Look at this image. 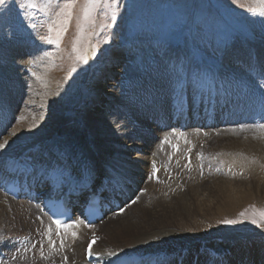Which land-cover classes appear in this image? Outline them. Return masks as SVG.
<instances>
[{
    "label": "rangeland",
    "instance_id": "obj_1",
    "mask_svg": "<svg viewBox=\"0 0 264 264\" xmlns=\"http://www.w3.org/2000/svg\"><path fill=\"white\" fill-rule=\"evenodd\" d=\"M70 3L71 0H4V3L0 4V51L15 44L33 43L41 47V51L37 55L27 57L23 65L32 70V77L38 78L44 75L47 79L54 78V87H62L56 105H58L59 114L64 121H84L83 117L93 111L106 113V110L109 109L110 112H113L114 107L109 108L105 104L106 97H102L97 103H94V100L90 102L96 90L109 88L111 85H108V82L117 83V86L120 87L119 85L125 78H131L128 82L139 86V84H134V81L137 83L136 78L145 76L152 66H167V62L171 60L164 59L169 53L172 56L175 51L186 50L189 52L191 60H188L186 56V61H188L185 64L192 65V68L187 74V85L191 89H198L203 88L202 82L207 83L208 79L213 78L208 67L216 72L219 71L222 80L229 74H234L237 77L240 74H246L243 69L246 62L242 61L243 58H238V60L233 56L230 58L225 56L231 49L236 51L248 47V45H251L256 52H260L258 45L264 44V12L260 10L261 6L257 0H100L95 6H88L89 15L87 18L84 16L86 6L84 0H77L70 9L71 16L69 17L68 5ZM33 4L36 6H31ZM64 28L66 31L61 36L59 44L48 42V39L56 40L58 32ZM74 44L75 51L73 50ZM119 49H127L124 54V63L114 57L113 52ZM81 55L84 56L86 62L79 59ZM255 56L257 59L259 58L257 53ZM225 58L230 62H226ZM263 62L264 59L260 60V58L256 62L262 75H264ZM175 67L177 68V66ZM200 68L207 70L200 71ZM177 72L182 74L185 71L178 69ZM5 75L7 74L4 71L0 72V87L1 83L8 79L4 78ZM101 75L103 78L97 80V78H101ZM189 75L192 76L189 78ZM207 75L211 76L207 77ZM141 78L143 79V77ZM154 79L155 83L154 80L143 79L144 85L156 84L160 80L163 81L164 78ZM123 87L128 91L132 89L130 85ZM207 90L212 89L207 88ZM11 93L14 95L13 92ZM27 95L28 92L24 93L23 98L21 97V100L17 101L20 106L25 100H28ZM35 95L28 96L31 102L36 99ZM22 105H24L25 111H35L33 103ZM5 113L7 110L4 96L0 95V117ZM6 118L9 117L6 116ZM17 118L10 123L6 132L16 123ZM242 130L245 131L240 130L235 139H240L244 134L260 136V132L251 129L250 126L244 127ZM52 133L53 131L48 133L45 140H50ZM2 136L4 134L1 135L0 142L3 141ZM29 137L32 139L36 135ZM213 144L216 143L207 140V143L200 142L195 147L196 153L199 151L200 155L202 154L200 158L197 154L199 163L206 161L208 156L210 157V154L213 153L211 151ZM26 145L32 146L33 143ZM36 150L43 153L51 152L44 146L36 148ZM106 150H110V148ZM121 150L119 147L115 149L116 152ZM162 151L164 149L159 150L160 155L163 154ZM249 160L244 158L240 161L249 168L251 166ZM199 163L192 161L191 169H194L193 165L200 166ZM207 164L209 165L208 162ZM212 165L215 166L214 172L221 170L216 166H220L218 161ZM258 166L257 172H260L261 166L256 162L255 167ZM202 171L205 172V167L202 168ZM185 172L187 177L182 179L183 181L178 180L177 182V185L181 186L180 190H174V187L171 191L172 195L167 201L170 202L181 195H186L190 200L193 199L190 207L188 210H183V208L177 207L178 203L173 202V207L177 211L176 217L170 219V216L162 215L159 219L153 220L157 222L169 221L170 225H178L181 220L183 223L191 225L190 228L184 229L186 232L197 231V234L208 237L211 234L217 237L216 235L219 234L221 237L217 240L225 239L231 243L242 240L248 243L253 240L264 241V217L261 216V213H264V182H260L256 189L255 180H252L248 169L243 171L245 172L242 175L243 178L230 182L232 185L228 184L230 179L219 177L218 174L213 175L211 172L199 173L198 177H196L197 175L196 178L194 177L197 181L193 185H189L186 182L192 180L193 177H190V173L193 171ZM221 180L225 181L222 183ZM229 187L241 195L244 192H252L247 194L243 200L233 198L228 201L227 194L231 193ZM180 191L181 194L177 196L176 192ZM135 212L136 209H129L123 212L122 218H118L116 221L126 218V215L134 217ZM242 213L243 215H241ZM145 216L143 215V220ZM253 220L256 223H253ZM225 221H236V223L229 224ZM19 224L21 226L16 232L13 231L16 229H7L4 224L0 225V229L4 228L7 232L17 234L24 228L22 219ZM103 226L104 224L100 225L99 223L96 228L100 232L97 230L96 232L101 234V229L104 230L106 224ZM123 230L122 228L118 229L119 233L117 234L126 236L132 231V228ZM90 231L92 232L91 228ZM1 233L4 234V232L0 230V239L2 238ZM101 237H103V232ZM53 256L49 258V260H54L53 264H66L59 257V252H55ZM10 264L21 263L11 261Z\"/></svg>",
    "mask_w": 264,
    "mask_h": 264
},
{
    "label": "bare ground",
    "instance_id": "obj_2",
    "mask_svg": "<svg viewBox=\"0 0 264 264\" xmlns=\"http://www.w3.org/2000/svg\"><path fill=\"white\" fill-rule=\"evenodd\" d=\"M258 47L260 52H256L251 45L236 51L234 49L232 51L231 49V52L229 51L225 57L230 58L233 56L236 57L235 59L243 58L242 61L246 62V64L244 63L245 66L252 64L257 68L256 62H258L259 58L260 60L264 59V44H260ZM40 51L41 47L33 43L15 44L12 47L9 46L7 49L0 51V65H2L0 67V72L4 71L7 74L4 78H8L1 83L0 87V95L4 96V103L7 110V113L0 117V121H2L0 122L1 134H4V136H2L3 141L0 143L7 141L4 148L0 149V164L5 162L4 159H7L8 162H14L17 157H22V159L30 161L33 154H28V151L38 152L36 148L44 146L53 153L56 152L55 156L59 157L67 164H72L77 161L78 166L80 162H83L84 165L92 166L97 173L106 172V167H112L119 175L123 176L124 180L130 181L131 184H134L136 187H145L147 189L146 193L139 194L137 202H134L125 210L136 209V212L139 211L137 213L135 212L136 215L134 217H127L126 215V218L124 217V219L116 221V219L122 218V216H110L100 223V225L104 224V226L106 224L104 230L101 229L103 237L100 238L101 234L97 233L98 236L96 235V239L89 249L91 254L99 253L101 254L102 260H108L131 252H140L143 254L154 252L178 253L181 255L182 251L185 250L182 254L181 264H190L194 255L197 257L196 264H202L201 262L205 263L204 260L208 257L206 254V247H214L220 254H224L223 259H225V264H264V241L262 240H253L249 243L242 240L231 243L230 241H225V239L217 240L221 237L219 234L216 235L217 237L212 234L208 237L206 235L197 234V231L186 232L184 229L190 228L191 225L189 223H183L181 220L178 225H170L169 221L157 222L153 220L155 218L159 219L162 215L164 217L170 216V219L176 217L177 211L176 208L173 207V202L179 204L177 207L188 210L193 199L190 200L186 195L179 196L181 194L180 191L176 192L179 197L175 195L177 197L176 199L170 202L167 201L172 195L171 191L174 187V190H180L181 186L177 185V182L178 180H184L187 174L186 172L179 173V168H181L183 164L181 161L178 162V167L175 162L176 160L167 163L168 154L165 156L159 154V148L155 140L158 129L146 122L141 112L143 103L147 100V94H143L144 96H141L139 93L137 94L135 91L138 86L133 87V85H130L132 89L129 91L124 88L123 86H126V82L131 78L123 79L121 84L122 87L121 85L118 87L117 83L108 82V85L111 86L104 90L100 88L96 90L90 102L94 100V103H97L102 97H106L105 104L109 106V108L114 107V111L111 109L113 112H110L109 109L106 110V113H103V111H98L97 113L93 111L83 117L84 121H64L61 119L59 107L56 105V100L62 87H54V78L50 79L49 77V79H47L44 75L38 78L35 76L32 77V70L25 68L26 66L23 65L27 57L30 58L37 55ZM126 51L127 49L115 50L113 52L114 57L119 58V60L124 63V54ZM253 51L259 55L258 59ZM169 54L165 57L166 59H164L167 60L168 58L171 60L167 62L168 68L166 65L152 66L148 72L146 71L147 74L145 76L135 77L137 79L136 84L140 85L143 79L154 80L155 83L154 78L160 80L162 77L166 79L165 84L175 85V88H178L181 83L187 84V74L185 75L184 72L179 74L177 71L178 69L181 71L183 69V71H185V63L187 62L186 56H189V52L185 50L175 51L172 56ZM226 62H230V60H226ZM231 62H234L232 58ZM175 66H177V68ZM190 68H192V65L189 66V69ZM163 69L165 70L163 71ZM207 69L210 68L208 67ZM199 70L201 71L202 69L200 68ZM196 72L198 73L199 71L197 70ZM209 72L214 74L212 71ZM151 73L155 75L153 76ZM191 76L189 75V78ZM141 77H143V79ZM247 77V74L239 75V78L243 80L247 79ZM102 78L103 76L101 75V78H97V80H101ZM255 86L260 85L257 83ZM210 88L213 90V85ZM162 90L165 92L164 89ZM176 90L178 91V89ZM206 90L205 88H198L191 89V92L195 94V97L205 99V93L212 91ZM11 92H13L14 95H12ZM26 92H28L26 97L28 100H25L22 104L33 103L37 113H34L35 111H25L23 109L24 105L21 104L20 106L19 103H17ZM31 94H36V99H34L33 102L29 100ZM8 97L10 99H7ZM116 98L117 100H115ZM6 116L9 118H6ZM15 118H17L16 123L6 132L7 128L10 127V123H12ZM51 131H53V135L50 140L46 139V141L45 138ZM248 132H251V130H248ZM239 133L240 130L225 128L223 130H207L203 133L188 131L177 134L176 136L171 135L170 137L173 139V142H176L180 146L175 158L180 160V158L184 156V149L190 148L192 151H189L190 156L192 155V161L196 163L199 162L197 158L198 153H196L197 149L195 148L198 143H207V140L216 143L211 147V151H213V153L210 154L211 158L208 156L206 161H201V163H199L200 166H206L204 173L211 172L213 175L218 174L220 175L219 177L230 179L228 184L232 185L230 182L243 178L242 175L245 173L243 171L249 169L251 178L255 180V188L257 189L260 182H264V134L262 132L259 133L260 136L244 134L240 139H235ZM34 134L36 137L31 139L29 136ZM32 143V146L26 145ZM117 147L122 150L116 152L115 149H117ZM109 148L110 150H106ZM162 148L165 149V146H162ZM244 158L250 159L248 161L251 165L249 168L245 167L240 161L241 159L244 160ZM151 159L161 164L162 169L165 168L164 180L158 183L147 182L144 184L143 182L147 174L148 163ZM216 161L220 164V166L216 165L218 169H221L218 170L220 173L217 171L214 172L215 166L212 164ZM248 162H246L247 165H249ZM256 162L261 166L260 172H257L259 166L255 167ZM193 166V172L190 173V177L193 178L190 182H186L189 185H193L194 182L197 181L194 177L196 175V177H198L200 173L199 166ZM78 172L80 171L68 172L67 177L75 175ZM168 174H170V177L166 180L165 176ZM221 181L223 183L225 180ZM247 182L249 181L247 180ZM129 185L130 184H127V188L131 191L132 195L134 191H132ZM230 187L231 193L227 194L228 201L233 200V198L243 200L247 197V194H251L252 192H244L241 195L240 193L238 194V191H234V189ZM30 208L24 203L13 202L11 200L6 201L0 194V225L4 224L7 229L10 230L16 229L13 230L16 232L19 226H21V224H19L21 219L24 224V228L17 234L9 231L7 232L4 228H1L0 230H2L4 234L1 233L2 238L0 242L2 239L7 240L25 235L30 230L32 231L36 228V212L32 211ZM143 215H146L144 220ZM112 225L113 227H111ZM130 227L132 231L126 236H119L117 234L119 233L118 229L120 230V228H122L123 230L124 228ZM97 231L100 232V230ZM123 232L125 231L123 230ZM90 234V228L80 226L76 228L73 233L63 235L61 239L58 238V243L55 244L54 249L44 244L41 250L43 253L49 255L50 258L54 257L53 254L55 252H59L61 260L67 257L66 264H87L83 260V257L84 249ZM41 240L44 241V235H41ZM120 240L121 243L119 242ZM211 260L212 259H209V261ZM41 262L54 263V260ZM217 262L216 259L213 260V264Z\"/></svg>",
    "mask_w": 264,
    "mask_h": 264
},
{
    "label": "snow or ice",
    "instance_id": "obj_3",
    "mask_svg": "<svg viewBox=\"0 0 264 264\" xmlns=\"http://www.w3.org/2000/svg\"><path fill=\"white\" fill-rule=\"evenodd\" d=\"M76 2H77V0H71V3L68 5V7H69V17L71 16L70 9H71L72 6H74V4ZM84 2H85V5H86L85 8H84V16H85V18H87L88 15H89V8H88V6L89 5L95 6L96 4H98L100 2V0H84ZM3 3H4V0H0V4H3ZM257 3L261 6L260 10L262 12H264V0H257ZM31 6L35 7L36 5L33 4ZM65 31H66V28L62 29L60 32H58L56 40L48 39V42L49 43H57V44H59L60 43V38H61V36L63 35V33ZM73 50L74 51L76 50L75 44L73 45ZM79 59L84 60V62H86V59L82 55L79 56ZM5 144H7V141H4V143H0V149H3L4 146H5ZM241 215H243V213ZM261 216L264 217V213H261ZM225 223L232 224V223H236V221H225ZM253 223H256V221L253 220ZM89 254H91V253H89Z\"/></svg>",
    "mask_w": 264,
    "mask_h": 264
}]
</instances>
